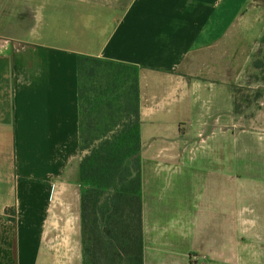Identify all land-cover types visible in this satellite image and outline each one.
Here are the masks:
<instances>
[{
  "label": "crops",
  "instance_id": "0c3cea01",
  "mask_svg": "<svg viewBox=\"0 0 264 264\" xmlns=\"http://www.w3.org/2000/svg\"><path fill=\"white\" fill-rule=\"evenodd\" d=\"M20 7L0 34V264H83L78 56L139 68L144 264H227L226 218L245 232L242 186L256 183L241 176L234 91L255 72L264 1ZM194 234L217 256L186 257ZM237 251L233 264H264Z\"/></svg>",
  "mask_w": 264,
  "mask_h": 264
},
{
  "label": "trees",
  "instance_id": "16d2710c",
  "mask_svg": "<svg viewBox=\"0 0 264 264\" xmlns=\"http://www.w3.org/2000/svg\"><path fill=\"white\" fill-rule=\"evenodd\" d=\"M263 45L264 37L253 74L263 67ZM77 66L83 264H144L139 68L89 56ZM5 215L16 219L14 208Z\"/></svg>",
  "mask_w": 264,
  "mask_h": 264
},
{
  "label": "rangeland",
  "instance_id": "374dc122",
  "mask_svg": "<svg viewBox=\"0 0 264 264\" xmlns=\"http://www.w3.org/2000/svg\"><path fill=\"white\" fill-rule=\"evenodd\" d=\"M20 4L21 0H0V34H9L12 20L21 18L18 16L22 12ZM257 28L264 29V21L258 24ZM260 48L259 59L263 65L262 69L256 72L257 74L250 75L247 83L237 88L236 94L237 104L241 107L239 112H242L240 117L243 118L241 126L237 128L240 133L239 147L242 149L241 157L244 164L241 176L254 178L256 182L252 186L243 185L242 190L244 195L252 196L254 204L252 202L243 203L245 217L241 220V226L245 232L236 231L237 227L233 217L226 218L224 256L227 264H233V259L237 256V249L238 256L241 253L243 258L260 259V261L263 259L264 261V45ZM256 92L259 97L255 96ZM250 98L254 100L252 103L251 101L249 103ZM235 170L230 172L238 173ZM245 177H242V180ZM250 180L248 179V182ZM230 189L232 191V187ZM251 206L252 210H250ZM196 222L197 218H194L195 229H197ZM187 246L186 257L196 259L199 257V253L201 256H217L213 248L209 249L204 235L201 237L194 234ZM221 254L222 251H220V256H222ZM176 255L182 256L180 248Z\"/></svg>",
  "mask_w": 264,
  "mask_h": 264
}]
</instances>
